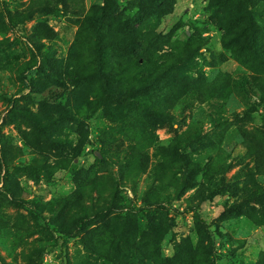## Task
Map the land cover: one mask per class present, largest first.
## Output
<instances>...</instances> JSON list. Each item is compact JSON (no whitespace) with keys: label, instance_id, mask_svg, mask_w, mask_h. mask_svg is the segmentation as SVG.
<instances>
[{"label":"rangeland","instance_id":"obj_1","mask_svg":"<svg viewBox=\"0 0 264 264\" xmlns=\"http://www.w3.org/2000/svg\"><path fill=\"white\" fill-rule=\"evenodd\" d=\"M212 2L0 0V132L6 156L0 151V188L15 189L13 197L0 194V264H104L91 260L82 239L92 225L111 218L109 212L94 217L91 210L93 204L97 210L103 206L106 196L83 192L72 199L76 174L86 170L96 173V181L109 182L107 165L98 163L96 153L111 148L122 154L132 141L122 125L108 120L105 106L86 114L80 95L75 92L74 101L70 95L76 88L71 70L87 50H95L86 34L95 8L112 12L110 23L120 34H141L137 54L128 52L119 61H141L146 78L161 60L164 67L178 65L175 74L181 69L195 83L193 92L164 112L169 120L150 132L156 143L146 152L145 174L136 191L128 178L120 189L124 206L145 209L141 200L161 176L165 181L156 193L171 202L150 210L169 214L163 257L185 258L189 248L201 245L211 253L210 264H264V67L248 59L255 50L251 42L240 58L225 47L223 15ZM254 8L263 13L256 20L264 35V0ZM152 34L156 45L148 44ZM79 83L77 91L96 100L90 87L97 82ZM108 103L128 112L143 106L131 96ZM109 167L111 174L118 171ZM77 201L85 213L73 205ZM45 206L53 209L45 219L36 218L31 210ZM132 261L145 264L138 257Z\"/></svg>","mask_w":264,"mask_h":264},{"label":"trees","instance_id":"obj_2","mask_svg":"<svg viewBox=\"0 0 264 264\" xmlns=\"http://www.w3.org/2000/svg\"><path fill=\"white\" fill-rule=\"evenodd\" d=\"M262 1L247 0L245 7L242 0H213L212 4L223 15L221 27L226 29L227 43H225V47L228 50L232 49L240 58L243 55L241 52L243 46L247 44V41L251 42L255 50L247 56L248 59L264 67V35L260 32L256 20V16L260 17L263 13L254 8L256 5L261 6ZM147 14L150 15L148 10ZM111 16L112 12H106L101 8H95L88 15L87 26L90 31L86 33L89 36L87 44L95 47V50L93 52L87 50L71 70L70 75L76 82V88L70 95L73 101L77 97L75 92L80 95V105L86 114L96 105L98 107L105 106L104 110L108 113V120L114 124L122 125L128 134L126 139L132 141V144L122 154L121 151H113L111 148L106 152L96 153L98 163L107 165L106 169L111 175L109 182L96 181V173L92 174L86 170H84V175L76 174L77 190L72 199L81 196L83 192H87L90 196L94 195L93 193L99 197L106 196L103 206L97 210L96 205L93 204L91 210L94 217L104 212L111 214V218L107 222L103 218V225H92L93 229L83 237L82 243L86 251L93 255L92 261L102 260L104 264H133L134 257L144 259L145 264H210L211 253L206 252L201 245H198V249L189 248L190 253L185 258L168 259L163 257L161 245L166 229L170 226L169 214L150 209H154L156 206L166 207L171 202L170 197L156 193L164 184L165 178L158 176L152 180V187L148 189L141 200L142 205L146 206L145 209L124 206V200L120 197L119 192L125 179H130L129 183L133 184L132 190L136 191V182L145 174L148 160L146 152L156 143H152L155 138L150 136V132L156 130L158 124L169 120L168 113L164 112L176 107L183 95L193 92L195 83L186 80L185 75L181 74V69L175 74L178 65L164 67L160 64L161 60H159V64L154 63L151 67L152 70L154 69L153 72L146 78H142L143 75L140 72L143 69L148 71V69L141 61L134 64L119 61L120 56L128 52L137 54L140 49L138 42L141 34H137L134 29L120 34L118 29L110 23ZM155 35H153L152 41L148 39V42L149 40L151 42L148 44L156 45L158 43L156 42L158 37L155 39ZM234 44L239 45L237 47ZM153 55L159 59L156 53ZM131 58L134 57L131 56ZM82 72L85 73V77L81 79L78 76ZM79 81L85 85L89 81L97 82L94 88L90 87V91H95L96 100L91 101L92 96H86L82 91H77L82 86ZM129 96L138 105H143L142 109L138 108L128 112L111 106L109 103L105 104V101L113 100V98L121 101L124 97ZM3 139L4 136L0 132V151L5 160L6 156L2 148ZM250 140L248 137L246 145L249 149H253ZM105 142L103 140L104 144ZM115 149L119 150L120 147ZM120 155H122V159H120ZM108 165L118 168L116 174L113 173L115 176H112V170ZM14 191L15 189L8 185L0 188V194L6 197H13ZM73 205L81 211V214L86 212V206L80 204L79 201ZM51 209L53 207L45 206L43 210L35 208L31 211L36 214V218L45 219V213L51 212ZM59 212H62V207ZM196 223L198 227L201 220H196ZM198 232L201 238L204 234L199 229ZM66 233L67 229L65 233L62 232V234ZM209 237L213 238V235Z\"/></svg>","mask_w":264,"mask_h":264}]
</instances>
